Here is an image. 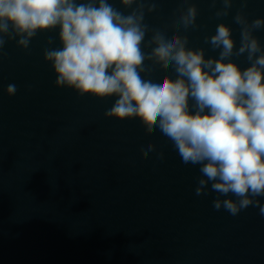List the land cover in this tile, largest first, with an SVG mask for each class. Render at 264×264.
<instances>
[{"label":"water","instance_id":"water-1","mask_svg":"<svg viewBox=\"0 0 264 264\" xmlns=\"http://www.w3.org/2000/svg\"><path fill=\"white\" fill-rule=\"evenodd\" d=\"M81 2L87 0H77ZM108 2L124 15L143 13L145 54L156 47L158 31L168 38L187 37L186 47L215 59L219 50L205 38L215 34L218 24L230 26L238 49L237 13L248 24L264 18V0H230V8L224 0ZM193 6L195 22L185 28L182 17ZM254 35L264 47V28ZM18 39L5 36L0 48V264H66L121 214L190 164L182 162L158 128L149 135L137 118L106 117L115 97L82 96L56 86L44 53L62 47L59 28L38 31L26 49ZM246 55L231 59L243 70L250 66ZM144 68L142 78L154 82L177 76L171 65L165 69L154 58L145 59ZM10 84L16 86L12 96L6 91ZM149 144L154 150L144 158L141 149L147 151Z\"/></svg>","mask_w":264,"mask_h":264},{"label":"clouds","instance_id":"clouds-1","mask_svg":"<svg viewBox=\"0 0 264 264\" xmlns=\"http://www.w3.org/2000/svg\"><path fill=\"white\" fill-rule=\"evenodd\" d=\"M224 6L230 8V0ZM222 14L227 12L216 15ZM196 15V8L189 7L182 17L185 28ZM142 21L143 13L124 15L108 0H98V6L97 0H0V48L5 36L19 37L18 45L26 49L38 31L59 28L62 47L44 53L57 87L82 96L115 97L106 117L137 118L149 135L158 128L184 164L199 165L196 195L207 194L210 184L217 193L216 210L223 207L237 215L254 206L264 215L257 199L264 197V47L254 35L264 28V18L248 24L237 13L238 49L230 26L218 24L215 34L205 38L219 50L215 59L186 47L187 37L168 38L158 31L156 47L145 54L141 44L147 26ZM245 53L250 66L242 70L231 58ZM153 58L165 69L171 65L176 78L166 76L162 83L142 78L145 59ZM6 91L12 96L16 86ZM154 147L141 149L142 156L147 158Z\"/></svg>","mask_w":264,"mask_h":264}]
</instances>
